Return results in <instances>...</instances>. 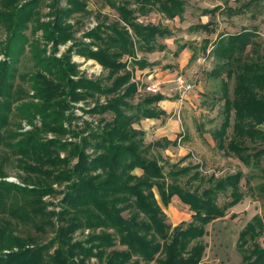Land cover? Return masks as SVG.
<instances>
[{
  "label": "trees",
  "instance_id": "1",
  "mask_svg": "<svg viewBox=\"0 0 264 264\" xmlns=\"http://www.w3.org/2000/svg\"><path fill=\"white\" fill-rule=\"evenodd\" d=\"M41 1L0 0V16L5 17L3 24L8 33L6 42L0 41V52L16 56L23 51L29 37L22 30L28 21L32 23V32L41 30L43 44L51 42L53 46V52L46 55L38 38L31 45L36 69L27 80L32 95L39 100L23 101L17 105V113L29 122L35 114H40L42 127L28 132L12 129L11 105L26 92L21 87H13L15 70L9 63L0 62V96L3 97L0 99V145L8 148L25 172L22 179L36 184L29 188L7 181L2 178L6 173L0 167V249L11 248L10 252L0 255V264H87L84 259L91 255L102 264H140L139 259L130 261L135 254L145 264L153 261L198 264L205 249L199 240L206 233L205 226L225 216L227 209L244 196L243 172L236 170L203 177L197 165L179 162L170 164L165 172L164 165L151 152L175 145L176 141L161 137L146 144V131L134 124L145 118L164 116L166 111L158 107V102L176 97L144 95L135 104L129 102L127 99L134 96L136 87L130 83L131 73L122 60L127 55L139 67L146 66L147 61L137 58V50L152 52L162 48L157 38L172 34L162 24L137 21L138 15L156 10L173 19L182 15L185 1L105 0L115 8L117 17L100 21L86 31L84 36L89 38L88 42L75 40L74 22L67 21L78 12L89 14L86 0H66L65 7H60L58 0H51L49 15L53 18L47 21H40L37 7ZM219 8L214 6L205 13L212 18ZM189 29L204 30L207 35L215 31L211 19ZM71 39H74L72 45L60 57L55 56L57 45ZM203 41L202 50L207 51L210 45L208 55L212 54L215 59L210 75L220 77L224 72L219 96L222 120L212 131L215 147L224 155L235 156L259 170L260 180L254 189L256 196L264 200V166L261 165L264 128L260 127L264 125V39L259 38L255 28H242L219 33L213 41L206 36ZM72 50L97 60L107 75L93 80L74 78L76 68L69 58ZM95 93L108 97L105 103H96L89 109L98 116L97 125L86 122V134H82L84 130L69 131L63 125L72 118L66 113L69 100ZM106 113H111V117L107 118ZM47 131L57 136L42 139V132ZM68 132L76 140L58 138ZM61 151L66 155L61 157ZM74 157L77 160L71 163ZM135 168L142 170L141 175L132 172ZM184 176L187 178L182 185L179 180ZM64 180L69 183L61 200L62 209L57 213L58 225L54 227L51 221L54 212L45 210L40 197L55 192L50 182ZM153 186L165 206L174 195L186 204L192 212L190 221L175 226L166 223V214L152 193ZM227 191L228 198L219 204V193ZM123 211L129 215L125 217ZM41 222L54 227L46 243H36L37 236L17 233L26 226L42 233L44 224H38ZM101 226L111 227L114 232L102 230L83 241H72L71 234L77 228ZM117 244L122 248H116ZM52 247L54 250L50 253ZM236 248L241 259L235 264H264V213L254 214L243 225ZM75 256L80 257L78 262L74 261Z\"/></svg>",
  "mask_w": 264,
  "mask_h": 264
},
{
  "label": "rangeland",
  "instance_id": "2",
  "mask_svg": "<svg viewBox=\"0 0 264 264\" xmlns=\"http://www.w3.org/2000/svg\"><path fill=\"white\" fill-rule=\"evenodd\" d=\"M50 1L51 0H42L39 3L37 10H39L40 13V21L52 20L53 17L49 15V13H51L49 7ZM184 1V12L181 16H176L173 19L166 20V17L156 10L145 15H138L137 21L142 23L151 22L162 24L172 31V35L168 37L169 39L167 38V41L169 40L168 47L161 44L162 38H157L158 43L163 46V48H157L158 52L155 51L153 53V51L144 52L137 50V58L147 61L148 64L146 66L139 67L136 63L131 61L132 58L130 56L126 55L122 58V60L127 63L126 70L131 73L130 83H133L136 87L134 96L127 100L135 104L140 101L144 95L161 94L167 98L176 97L175 93L171 90L172 81L175 75L180 73L192 79L194 82V88L189 92L186 99L179 100L177 97L174 100L167 99L176 103L166 102L165 104H162V106L159 101L158 107L163 108L166 111V114L160 118L154 119L155 121L152 120V118L142 119L139 123L134 124V126L137 128H143L146 131V144L161 137H166L164 135L162 136V134L166 133L167 129H171L170 135H172L176 141V147H172L171 154L165 149L156 148L151 152V156L157 158L159 163L164 165L165 172L169 169L170 164L179 162L180 165H197V169L203 177L209 176L210 174L216 176L224 175L231 171L228 166H225V161L227 160L221 161V158H225V155L215 146L211 147L212 131L222 120V102L220 101L219 96L221 90L220 78L224 76V72H222L220 77H213L210 75V70L214 66L215 59L212 54L208 55L211 46L207 45V51L204 52L201 45L204 43L203 38L206 36H208L210 41H213L219 33H232L239 31L242 28H255L264 34V0ZM86 2L89 14L83 15L78 12L67 21L70 23L74 22L73 26L75 32L73 36L75 40L88 42L89 38L84 36V33L96 26L100 21H112L117 17V12L115 8L105 2V0H86ZM58 3L60 7H65L66 0H58ZM217 5L220 8L216 10L215 13H213V17L210 18L205 11ZM130 6H133V4ZM229 8L231 9L230 11ZM239 8L241 11H239ZM4 19L5 17L1 15V42H6L8 36V33L5 30V25L3 24L5 23ZM12 19L14 21L15 18ZM21 19L22 16L20 17V20ZM209 19L213 21L214 32L207 35L204 30L189 29L191 25L204 23ZM13 21H11V23ZM22 32L29 37L28 43L24 46L23 51L19 52L16 56L7 55L1 51L0 62L9 63L12 69L15 70L13 87H21L26 92L20 100L11 105L9 119L12 129L19 132H28L34 128L37 129L42 127L40 114H35L31 119V122H29L26 118H22L18 115L17 105L23 101L37 102L39 100L38 97L32 95L33 90L30 88L27 77L36 69L34 66V56L31 51L33 39L38 38L42 47L44 44L42 42L43 39H41V30L32 32L31 22H27ZM261 38L264 39V36ZM73 40L74 39L68 40L65 43H59L56 51H54V55L60 57L66 51L67 47L72 45ZM43 48L45 49L46 55L53 52L51 42L45 44ZM93 48L95 49L96 47ZM191 50H195L194 53H191ZM69 58L70 62H72L76 68V74L73 76L74 78L81 77L93 80L107 75V70L94 58L82 55L75 50L71 51ZM107 83L109 82L107 81ZM148 83H155L160 88V91L157 93L147 92L145 87ZM231 85L232 81H230V88ZM0 99H3V97L0 96ZM107 99L108 97H106L105 94L95 93L94 95L82 97L77 100H69L70 107L67 109L66 113H69L72 118L63 123L64 127L70 129L69 131L74 130L76 132L84 130L86 122H89L91 126L95 127L97 125L98 116L91 114L89 109L96 103H105ZM105 116L110 118L111 113H106ZM156 126H158V128L161 127V130H164V132H159V136H154L155 132L153 131L156 129H153L152 127L155 128ZM145 127L147 128L145 129ZM179 131H185L187 139H184L185 136L181 138ZM87 132L88 130H84L82 134H86ZM191 134H193L194 137H192ZM70 135L71 133L68 132L64 135H59L58 138L63 141L76 140V137ZM149 135L151 136L149 137ZM55 136L57 135L49 131L42 132L41 135L44 140ZM19 138L20 136L15 138V140ZM87 152L90 153L91 149H88ZM211 154H220V156L216 159L212 157ZM63 155H66L65 151L60 152V156L62 157ZM76 160V157L72 158L71 163H74ZM0 167L6 173V176L2 177L3 179L20 185H27L29 188L36 185L32 182H25L22 179V177L25 176V172L18 166L17 160L10 154V151L4 145H0ZM234 169L236 170V168ZM132 172L136 175H141L142 170L140 168H135ZM192 172L193 170H191L190 174ZM253 173L254 175H252L249 180H251L253 184H256L260 180V176L258 175L259 170L255 168L253 169ZM186 178L187 176L181 177L179 182L183 185ZM68 183V180L61 182L52 181L49 185L55 192L46 193L42 198L40 197L41 202H44L45 210L54 212V215L52 214L51 217L54 227L58 225L57 213L62 209L61 200L64 197V192L67 189L66 186ZM197 183L198 180L193 182V184ZM241 184L243 193L250 197V193L246 191L244 179L241 180ZM151 189L156 200L166 214V223L175 226L180 222L187 223L190 221L191 210L186 204L181 202L176 195L172 196L170 203L165 206L161 202L158 189L155 186ZM253 193H251V197H255ZM227 198L228 191L220 192L217 201L221 204ZM28 199H30L29 196ZM123 215L127 217L129 213L123 211ZM246 219L247 215H241L238 220L233 219V216H229L228 212H226L224 218L215 219L209 222L205 226L206 233L199 239L205 244V249L203 257L198 264H235L239 262L241 256L236 248V240L238 232L243 227ZM38 224L42 225L44 223L41 222ZM54 227L50 224H44L43 232L41 233L35 231L33 226H26L17 230V233L22 236H37L36 243H46L52 237ZM102 230L111 233L114 232L113 228H105L103 226L94 229L88 227L77 228L71 234L72 241H83L90 234H99ZM29 245L32 246L34 244ZM116 248H122V246L117 244ZM12 249L16 250L17 247H13ZM53 250L54 247H52L49 252L52 253ZM93 250L96 251V248ZM10 251L11 248L0 249V255L6 254ZM136 259H139L140 264H145L137 254L131 256L130 261ZM79 260L80 257H74V261L78 262ZM84 261L87 264H102L95 255L89 256L84 259ZM149 264H156V262L153 261Z\"/></svg>",
  "mask_w": 264,
  "mask_h": 264
},
{
  "label": "crops",
  "instance_id": "3",
  "mask_svg": "<svg viewBox=\"0 0 264 264\" xmlns=\"http://www.w3.org/2000/svg\"><path fill=\"white\" fill-rule=\"evenodd\" d=\"M168 18H166V20H167ZM256 32L258 33V35H259V38H261L262 36H264V34H262L260 31H258L257 29H256ZM172 35V34H171ZM170 35V36H171ZM169 37V36H168ZM168 37H163L162 38V40H161V44L164 46V45H166L165 47H168L169 46V40L167 41V38ZM166 39V40H165ZM169 39V38H168ZM262 39V38H261ZM163 48V47H162ZM185 48V47H184ZM193 49V48H192ZM155 51H157L158 52V50H154L153 51V53L155 52ZM194 51L195 50H191V53H194ZM150 62V61H149ZM157 76V75H156ZM202 90V89H201ZM166 102H172V101H169V100H167V99H165V100H161L160 101V105L162 106V104H165ZM172 103H176V102H172ZM149 120H151V119H149ZM152 120H154V119H152ZM151 120V121H152ZM150 121V122H151ZM155 121V120H154ZM220 124V123H219ZM260 127L261 128H264V125H260ZM147 127H145V129H146ZM153 129H156V130H154L153 132H155L154 133V136H159V132H164V130H161V127L160 128H158V126H156L155 128L154 127H152ZM151 128V129H152ZM171 129H167V131H166V133H164V134H162V136L164 135V136H166L169 140H174V137H172V135H170V133H171V131H170ZM180 132V131H179ZM199 134V133H198ZM192 135V137H194V135L193 134H191ZM151 135H149V137H150ZM185 136V137H184ZM146 137H147V135H146ZM180 137L181 138H183L184 137V139H187L186 137V133H185V131H183V132H180ZM215 146V141L213 140V138H212V140H211V147H214ZM172 147H176V145H169V146H167V148H165V150L167 151V152H170V154H171V149H172ZM182 147V146H181ZM222 152V151H221ZM223 153V152H222ZM212 155V157H214V158H216V159H218V157L220 156V154H217V155H213V154H211ZM211 157V158H212ZM213 158V159H214ZM225 160H227V161H225ZM221 161H225L226 162V164H225V166H228L229 168H230V172L229 173H233V172H235L236 170H241L242 172H243V178L242 179H244V184H245V186H246V191H248L249 193H250V197H248V195H245L244 194V196H243V198L238 202V203H236V204H234L233 206H231V207H229L228 209H227V211L226 212H228V215L229 216H233V219H239L240 218V216L241 215H247V219L245 220V222H244V224L254 215V214H262V213H264V200H262L261 198H258L257 196H256V194H255V189H254V184L251 182V180H249L251 177H252V175H254V173H253V169H255V167H253L252 165H245L242 161H240L237 157H235V156H232V155H229V156H227V155H225V158H221ZM230 162H233V163H230ZM261 165L262 166H264V159H262V161H261ZM234 168H236V170L234 169ZM246 180H248V182L246 183ZM242 185V184H241ZM254 192V193H253ZM251 193H253L254 194V196L255 197H251ZM225 216H226V214H225ZM225 216H223V217H221V218H224ZM217 219H219V218H217ZM215 220V219H214ZM243 224V225H244Z\"/></svg>",
  "mask_w": 264,
  "mask_h": 264
},
{
  "label": "built area",
  "instance_id": "4",
  "mask_svg": "<svg viewBox=\"0 0 264 264\" xmlns=\"http://www.w3.org/2000/svg\"><path fill=\"white\" fill-rule=\"evenodd\" d=\"M146 91L151 93H157L160 88L155 83H148L146 85ZM194 82L192 79L183 74H176L172 81L171 90L175 93L177 99L184 100L187 98L189 92L193 90Z\"/></svg>",
  "mask_w": 264,
  "mask_h": 264
}]
</instances>
